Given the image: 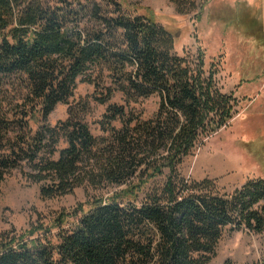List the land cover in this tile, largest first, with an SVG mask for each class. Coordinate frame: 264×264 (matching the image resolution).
Wrapping results in <instances>:
<instances>
[{
  "label": "trees",
  "instance_id": "1",
  "mask_svg": "<svg viewBox=\"0 0 264 264\" xmlns=\"http://www.w3.org/2000/svg\"><path fill=\"white\" fill-rule=\"evenodd\" d=\"M174 2L179 16L197 9ZM175 37L127 0H0V184L19 170L44 199L107 193L0 233V264H209L226 234L264 235V177L221 195L177 171L226 128L237 100L216 84L220 62L200 49L179 54ZM78 80L101 91V105L122 95L99 136L80 117L86 102L47 124ZM152 95L158 108L144 120L130 106Z\"/></svg>",
  "mask_w": 264,
  "mask_h": 264
},
{
  "label": "rangeland",
  "instance_id": "2",
  "mask_svg": "<svg viewBox=\"0 0 264 264\" xmlns=\"http://www.w3.org/2000/svg\"><path fill=\"white\" fill-rule=\"evenodd\" d=\"M127 1L173 30L179 54L200 49L206 61H219L216 84L222 93L237 100L234 118L183 160L177 170L179 175L191 182L210 180L221 195L242 187L247 181L264 177V52L255 46L256 40L252 38L259 37L264 42V0H193L197 9L188 16L176 14L174 0ZM199 11L202 14L196 21L193 16ZM227 21L239 26L228 29ZM239 38L244 40L241 42ZM255 74L259 80L244 81L243 76ZM74 89L68 104H58L47 124L55 126L65 121L71 105L86 102L89 111L80 117L92 134L99 136L97 122L108 105L124 104L122 95L116 94L107 105H101L94 101L95 97H102L100 90L81 80ZM138 101L130 107L139 111L142 119L149 120L158 108V97L152 95ZM100 194L107 197L106 192L93 193L81 188L64 197L44 199L39 185L21 171L12 170L0 184V233L14 230L21 234L31 225L49 223L61 211L73 209ZM215 255L209 264H224L226 260L231 264H264V235L244 231L228 233Z\"/></svg>",
  "mask_w": 264,
  "mask_h": 264
}]
</instances>
